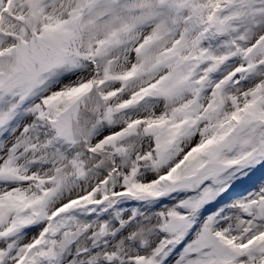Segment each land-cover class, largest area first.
<instances>
[{
  "label": "snow or ice",
  "instance_id": "snow-or-ice-1",
  "mask_svg": "<svg viewBox=\"0 0 264 264\" xmlns=\"http://www.w3.org/2000/svg\"><path fill=\"white\" fill-rule=\"evenodd\" d=\"M0 264H264V0H0Z\"/></svg>",
  "mask_w": 264,
  "mask_h": 264
}]
</instances>
